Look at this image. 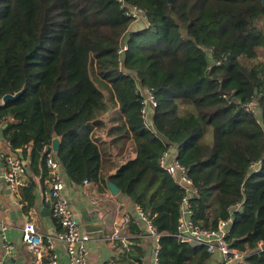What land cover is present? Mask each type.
<instances>
[{"label":"trees","instance_id":"1","mask_svg":"<svg viewBox=\"0 0 264 264\" xmlns=\"http://www.w3.org/2000/svg\"><path fill=\"white\" fill-rule=\"evenodd\" d=\"M125 1L144 11L146 27L132 30L118 0H0V130L29 158L26 199L34 198L33 176L49 174L44 148L55 135L75 184L105 182L101 149L82 128L106 113L111 91L136 156L110 180L157 226L159 264L211 257L205 245L176 236L185 191L160 165L173 148L197 189L195 220L214 229L233 217L227 240L244 253L238 264H264L262 0ZM147 87L158 97L151 126L141 112ZM123 255L125 264H142L126 263L132 250Z\"/></svg>","mask_w":264,"mask_h":264},{"label":"crops","instance_id":"2","mask_svg":"<svg viewBox=\"0 0 264 264\" xmlns=\"http://www.w3.org/2000/svg\"><path fill=\"white\" fill-rule=\"evenodd\" d=\"M147 24V19H142L134 22L131 29H142ZM108 94L109 106L106 113L97 121H91L82 128V133L92 137L101 149L100 175L105 182L88 181L75 184L62 166L60 172L65 181L63 195L68 199L82 229L87 231L85 225L90 220L101 225V229L93 227V231H87L92 237L88 247L90 264H125L121 260L125 250L133 252L132 257L126 259V263H133V261L136 263L140 259L142 264H156V250L161 248V244L149 235L144 224L139 223L135 213V204L130 198L121 194L120 190L117 194H113L108 185L109 181H112L110 176L115 174L127 160L136 156L133 138L128 137V132L121 127L124 119L120 118L122 111L118 102L111 91ZM0 147L8 153L12 152L22 157L30 168L29 158L25 159L21 150L13 151L4 140L1 130ZM172 153L176 154L177 149H172ZM260 165L256 163V166L260 167ZM31 172L30 168V173L27 172L29 178ZM33 179L36 186L32 190L34 198L30 203L25 197V189L30 185L13 190L3 178H0V235L4 232L9 241L16 246L14 252L8 256L7 264H34L33 253L22 240V229L27 220L34 221L39 231L46 235L60 229L59 221L53 216L50 206L43 199L44 180L42 181L40 175L33 176ZM242 207V204L238 203L233 209L241 210ZM3 224L7 225L4 231L2 230ZM117 230L129 240V250L120 244L119 240L113 238ZM55 250L58 253L60 264H71L63 242H56ZM236 251H239L241 257L236 262L227 264H238L244 259V253L240 250ZM223 263H225L223 256L215 252L205 264Z\"/></svg>","mask_w":264,"mask_h":264},{"label":"built area","instance_id":"3","mask_svg":"<svg viewBox=\"0 0 264 264\" xmlns=\"http://www.w3.org/2000/svg\"><path fill=\"white\" fill-rule=\"evenodd\" d=\"M125 15L134 22L147 19L144 11L133 4H128L125 0H118ZM129 48L128 37H125L119 48L121 55ZM220 62H218L219 64ZM122 64V63H121ZM143 106L141 109L144 123L151 126L150 110L158 105V97L153 87L141 90ZM246 110L256 112L253 102H248ZM174 149V148H173ZM46 165L49 169L48 176L44 179L43 199L51 208L53 216L59 221L60 229L50 234H43L39 231L36 223L27 220L23 226L22 240L33 253L34 264H60L58 253L55 250L56 242H63L68 251L71 264H90L88 259V247L91 243V234L82 229L80 222L76 218L68 199L63 195L65 181L61 175V161L56 152L51 148L45 147ZM177 154L172 153V149L165 151L160 157V165L165 169L176 182L184 189L185 194L181 201V213L178 221L176 236L183 242H190L193 245L203 244L207 247L210 254L219 252L223 256L225 263H234L241 257L239 251L234 250L227 240L233 217L220 220L217 228L202 227L194 218V209L191 198L196 194L197 189L194 181L188 173V169L177 159ZM0 178H3L13 190H18L30 185V178L27 174V165L22 157L15 153H8L0 147ZM86 183L88 181H85ZM136 216L139 223L146 228V231L156 241H159L161 233L157 226L149 218L145 211L138 205H134ZM7 225H2V230H6ZM113 238L120 241L127 250L130 249L129 240L117 230ZM0 264H7L8 256L16 248L10 242L6 234L0 235ZM156 250V264L158 261Z\"/></svg>","mask_w":264,"mask_h":264},{"label":"water","instance_id":"4","mask_svg":"<svg viewBox=\"0 0 264 264\" xmlns=\"http://www.w3.org/2000/svg\"><path fill=\"white\" fill-rule=\"evenodd\" d=\"M262 3L264 6V0H262ZM23 91H24V87H22V89H20L19 91L15 92V93L5 94L2 98V103L6 104L10 100H15L17 97H19L23 93ZM234 95H235V92L231 95V97ZM30 144L32 145L33 141ZM60 144H61V137L58 135H55L52 139V148L55 152L59 151ZM27 172L30 173V168H29L28 164H27ZM108 185H109V188L111 189V191L113 192V194H117L119 192L120 189L114 182L109 181ZM85 226H86L87 231H93V227H98V228H94V229H101V225L99 223L95 224V222H93L91 220L88 221ZM263 248H264V245H263Z\"/></svg>","mask_w":264,"mask_h":264}]
</instances>
